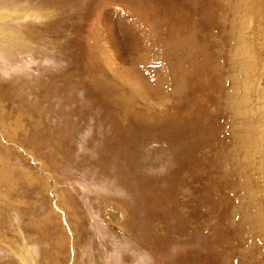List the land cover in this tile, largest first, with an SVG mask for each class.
Returning <instances> with one entry per match:
<instances>
[{
	"label": "rangeland",
	"instance_id": "1",
	"mask_svg": "<svg viewBox=\"0 0 264 264\" xmlns=\"http://www.w3.org/2000/svg\"><path fill=\"white\" fill-rule=\"evenodd\" d=\"M0 264H264V0H0Z\"/></svg>",
	"mask_w": 264,
	"mask_h": 264
},
{
	"label": "bare ground",
	"instance_id": "2",
	"mask_svg": "<svg viewBox=\"0 0 264 264\" xmlns=\"http://www.w3.org/2000/svg\"><path fill=\"white\" fill-rule=\"evenodd\" d=\"M15 234V233H14ZM17 253V252H16Z\"/></svg>",
	"mask_w": 264,
	"mask_h": 264
}]
</instances>
